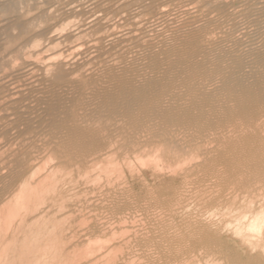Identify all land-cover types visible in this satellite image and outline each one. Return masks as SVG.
I'll return each mask as SVG.
<instances>
[{
    "label": "bare ground",
    "instance_id": "obj_1",
    "mask_svg": "<svg viewBox=\"0 0 264 264\" xmlns=\"http://www.w3.org/2000/svg\"><path fill=\"white\" fill-rule=\"evenodd\" d=\"M0 264H264V0H0Z\"/></svg>",
    "mask_w": 264,
    "mask_h": 264
}]
</instances>
